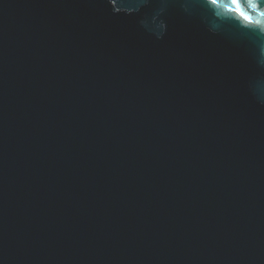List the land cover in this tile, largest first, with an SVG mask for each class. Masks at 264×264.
<instances>
[{"label": "water", "instance_id": "95a60500", "mask_svg": "<svg viewBox=\"0 0 264 264\" xmlns=\"http://www.w3.org/2000/svg\"><path fill=\"white\" fill-rule=\"evenodd\" d=\"M0 264H264V25L0 0Z\"/></svg>", "mask_w": 264, "mask_h": 264}, {"label": "snow or ice", "instance_id": "6c2138e0", "mask_svg": "<svg viewBox=\"0 0 264 264\" xmlns=\"http://www.w3.org/2000/svg\"><path fill=\"white\" fill-rule=\"evenodd\" d=\"M209 3L226 8L227 11L236 14L244 23L264 25V11H258V15L255 17L249 15L248 12L241 7L240 0H230L228 4L221 3V0H209ZM246 3L253 11H257V4L254 0H246Z\"/></svg>", "mask_w": 264, "mask_h": 264}]
</instances>
